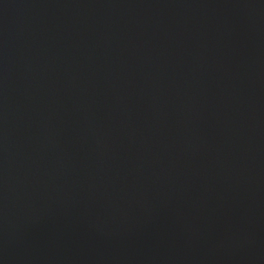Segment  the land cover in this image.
<instances>
[{"label":"water","instance_id":"95a60500","mask_svg":"<svg viewBox=\"0 0 264 264\" xmlns=\"http://www.w3.org/2000/svg\"><path fill=\"white\" fill-rule=\"evenodd\" d=\"M0 264H264V0H0Z\"/></svg>","mask_w":264,"mask_h":264}]
</instances>
